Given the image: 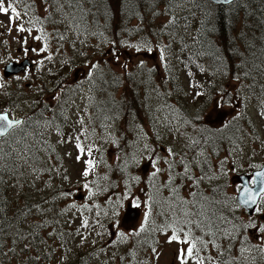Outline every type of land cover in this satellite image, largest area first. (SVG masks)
<instances>
[{"label": "rangeland", "instance_id": "obj_1", "mask_svg": "<svg viewBox=\"0 0 264 264\" xmlns=\"http://www.w3.org/2000/svg\"><path fill=\"white\" fill-rule=\"evenodd\" d=\"M207 1L177 0L164 12L160 6L149 25L158 31L173 16H183L190 29L194 23L189 21L197 10L208 7ZM0 4H11L19 13L17 17L11 8L0 12V111L24 119L29 112L34 114L38 105L48 111L45 126L38 133L45 140L32 143L28 161L23 159L26 151H16L21 178L0 180L1 208L8 212L22 210L18 223L22 241L12 239L6 244L7 249L15 251L9 264H264V195L251 216L234 200L239 188L237 175L250 174L264 163L261 110L249 105L254 131L238 146L230 147L219 158L203 160L195 152L192 159V149L187 145L194 138L193 131L172 105L174 100L185 97L190 105L192 98H197L202 120L216 123L223 113L217 103L203 105L197 78L176 68L177 86L163 87L170 98L176 96L170 104L160 93L144 98L142 91L148 88L144 82L139 99L128 101L131 94L124 95L125 82L121 91L111 95L118 100L125 98L133 109L142 99L147 100V115L141 122L134 115L135 121L120 117L114 128H101L89 106L86 80L108 68L125 76L141 64L153 72L150 88L154 89L166 79L162 53L167 62L177 51L165 48L166 40L156 37L152 41L125 36L120 44H111L103 28L100 39L78 37L65 19L57 25L45 22L48 12L40 0H0ZM31 6L38 10L30 11ZM52 18L55 20L54 15ZM128 23L137 25L138 21ZM20 27L23 31L18 30ZM175 55L172 66L176 64ZM24 58L32 61L31 67L15 75H3L7 62ZM237 85H229L231 93ZM225 109L235 112L232 106ZM27 121L25 127L32 124ZM127 127L131 129L125 132ZM5 146L0 140V153ZM173 172L181 176L175 177ZM187 172L189 177L185 176ZM179 180L184 189L182 199L173 190ZM214 183L225 185L227 191L225 186L223 190L214 187L215 193L209 194ZM220 192L231 196L230 203L217 200ZM186 199H198L200 207L203 201L214 208L220 204V214L225 216L221 218L229 223L221 227L223 221L218 219L213 230L200 232L198 219L192 214L203 210L193 206L187 212ZM151 204L160 210L158 217ZM146 207L150 208L148 218ZM128 208H135L134 219L125 216ZM173 235L177 239L170 241Z\"/></svg>", "mask_w": 264, "mask_h": 264}, {"label": "trees", "instance_id": "obj_2", "mask_svg": "<svg viewBox=\"0 0 264 264\" xmlns=\"http://www.w3.org/2000/svg\"><path fill=\"white\" fill-rule=\"evenodd\" d=\"M40 1L41 4L46 5V12H48L45 22L57 25L65 19L70 30L78 37L88 35L100 39L102 37L100 29L103 28L106 40L111 44H120L125 36H135L137 39L142 38L144 40L148 38L152 41L156 37L157 40L159 38L166 40L165 48L177 51L176 55L175 52H172V56H169L171 58H168L167 62L166 54L162 53L165 57L163 59L164 64L168 68L165 69L166 79L164 81L162 79L161 86L154 89L150 88L154 78L153 72H149L141 64L134 67L131 72L124 73L125 76L111 68L102 69L103 73H97L98 71L93 73L86 80V87L89 91V106L93 110L92 115L96 118L99 127L103 128L110 125L114 128L120 123L118 121L120 117H124L123 121H135V117H138V121L141 122L143 117L147 115L144 111L148 104L147 100L142 99L138 108L133 109L126 104L125 98L118 100L111 95L113 92L121 91L125 82L127 87L124 88V95L127 92L131 94L128 101L139 99L138 92L141 91L140 87L144 82L148 87L142 91L144 98L148 95L157 97L160 93L166 97L168 104H170L169 100L176 98V96L172 95L170 98V94H166V89L163 87L164 85L177 86L176 68L197 78L196 84L201 89V95L198 96H201L200 102H205L203 105L217 103V107L223 113V117L216 123L206 121V119L202 120L198 117L202 106L195 100L197 98H192L190 105L188 101L184 100L185 97L174 100L172 105L177 107L175 108L178 110L180 118L186 123L185 125L191 126L193 131L192 137L194 138L187 145V149H192V159V155L196 153L203 160L211 157L219 158L227 153L230 147L238 146L243 141L242 138L249 135L250 131H254L250 104L255 105L264 113V2L260 0H235L230 4L216 5L207 1L208 7L197 10V15L194 16L193 21H189V23H194L192 28L187 29L189 27L188 21L184 22L183 16L177 18L173 16L171 22L169 24L167 22V25L163 26L164 29L159 27L158 31H154L152 24L149 25L153 21L151 17H153L154 11L162 6L161 10L164 12L172 2L177 0ZM35 4L31 2V5ZM35 9L36 7L31 6L30 11ZM53 15L55 20L52 18ZM132 20L138 21V24H129L128 22ZM237 24H239L238 28ZM181 25L183 29H186L184 32H182L183 29L180 30L179 28ZM51 35L53 36V32ZM174 55L176 64L172 66L170 64ZM231 83L238 84L234 93L230 91L229 85ZM214 91L216 92L213 93ZM226 106L235 107L233 109L235 112L226 110ZM37 107L40 108L34 114L29 112L25 119L23 118V122L0 139L6 145L0 153V180L8 176L21 178L20 159L16 151H26L23 159L28 161V150L30 151L32 148V143H42L45 140L38 133L45 126L44 115L48 111H45L40 105ZM28 119L32 124L25 127L24 124L28 122ZM130 129L131 127H127L125 132ZM125 132H123L124 138H126ZM8 150L12 152L8 153ZM184 150L185 146L182 151ZM121 159L114 163L118 165ZM172 174L175 177L181 176L180 173L176 172ZM185 176L189 177V173L187 172ZM114 181L117 180L114 179ZM181 182L182 180H179L173 188L175 196H179L180 199L185 198ZM224 186L220 183L217 185L214 183L208 192L209 194L215 193L214 187L223 190ZM200 187H202L201 184ZM224 189L227 191L226 186ZM219 197L217 198L218 201L226 199L225 202L230 203L232 200L231 196L225 192H220ZM184 204L185 206L188 205L185 207L187 212L188 210L191 212L194 209L193 206L203 210L201 213L195 211L192 214L198 219L200 232L206 234L210 232L209 228L213 230L218 219L223 221L221 227L227 226L229 223H225V220L221 218L225 216L220 214L218 209L220 204L214 208L208 201L206 207L203 201V205L200 207L198 206V199L192 201L186 199ZM150 207L153 212L155 206L153 207L151 204ZM173 209L174 206H172ZM149 210L150 208L146 207L147 218ZM155 211L158 217L160 210L156 209ZM21 214L22 210L8 212L0 206V264H9V259L15 253L14 250L7 249V242L12 239L22 241V229L18 225L21 222Z\"/></svg>", "mask_w": 264, "mask_h": 264}, {"label": "water", "instance_id": "obj_3", "mask_svg": "<svg viewBox=\"0 0 264 264\" xmlns=\"http://www.w3.org/2000/svg\"><path fill=\"white\" fill-rule=\"evenodd\" d=\"M209 1L218 5H226L235 0ZM31 66L32 63L28 58L22 59L20 61H9L3 67V75H15ZM5 113L7 114L9 120L21 123L22 118H13L9 115L7 111H0V114ZM19 123H14L12 127L7 128V130L4 131L2 135H0V138L6 136L7 133ZM257 173H260L261 175L257 176ZM237 179L240 187L235 194V202L246 212L248 216H251L255 211L260 197L264 193V191L261 190L262 188H264V163H262L259 168L255 169L250 174L238 175ZM136 215V210H134L133 208H128L125 212V216L127 217V219H134Z\"/></svg>", "mask_w": 264, "mask_h": 264}, {"label": "snow or ice", "instance_id": "obj_4", "mask_svg": "<svg viewBox=\"0 0 264 264\" xmlns=\"http://www.w3.org/2000/svg\"><path fill=\"white\" fill-rule=\"evenodd\" d=\"M11 8L12 9V12L18 17L19 13H16V10L15 8L12 7L11 4H8L7 7H4L2 4H0V12H7L8 9ZM12 19V17H10V20ZM19 31H23V28L20 27L18 28ZM37 39H39V37H37ZM43 50V49H41ZM14 123H19V122H14V121H11L9 120L7 114H0V135H2L4 133V131L7 130V128H10L13 126ZM80 144L78 143L77 144V148H80ZM80 157L78 156L77 159H79ZM86 164H91V161H86ZM88 174V170L85 169V172H84V175H87ZM154 175V174H153ZM257 176H260L261 174L260 173H257L256 174ZM85 187H87V185H85ZM262 191H264V188L261 189ZM147 215V213L145 214ZM177 237L175 235L169 237V240H176ZM187 253L188 255L190 256L191 253H192V246L190 245L187 249Z\"/></svg>", "mask_w": 264, "mask_h": 264}, {"label": "bare ground", "instance_id": "obj_5", "mask_svg": "<svg viewBox=\"0 0 264 264\" xmlns=\"http://www.w3.org/2000/svg\"><path fill=\"white\" fill-rule=\"evenodd\" d=\"M212 3V2H211ZM213 4H215V3H213ZM216 5H218V4H216Z\"/></svg>", "mask_w": 264, "mask_h": 264}]
</instances>
